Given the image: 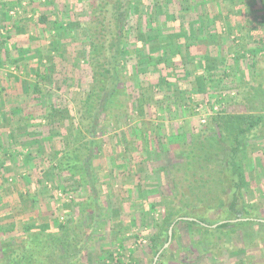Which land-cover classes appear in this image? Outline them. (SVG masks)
I'll use <instances>...</instances> for the list:
<instances>
[{
	"label": "rangeland",
	"instance_id": "rangeland-1",
	"mask_svg": "<svg viewBox=\"0 0 264 264\" xmlns=\"http://www.w3.org/2000/svg\"><path fill=\"white\" fill-rule=\"evenodd\" d=\"M153 1L142 0V11L131 17V20L138 18L139 24L152 18L157 25V31L143 30L139 40L155 32L162 36L176 33L182 38L186 34L187 38L198 41V47L191 53L194 63L185 57L183 43L177 44L175 50L180 57H174L173 65L181 64L182 69L176 68L174 78L170 79L169 75L162 74L161 69L153 67L150 78L160 85L154 89L147 86L148 74L138 73L137 77L134 65L137 62L146 65L148 56H152L155 64H161L162 56L153 52H158V42L143 46L141 55L134 53V45L130 46L129 53L133 58L127 64V72L131 73L133 87L130 85L128 89L132 94L126 107L128 114L122 118L121 128L101 137L104 151L94 159L96 175L91 184L97 197H101L92 206L97 214L92 208H85L86 196L90 192L82 188L77 175L56 173L55 179L50 168L45 167L29 178L27 174L16 182L4 180L15 192L4 199L7 203L0 204V223L12 213L20 225L25 222L37 224L59 238L78 230L80 225L96 226L97 233L91 238L90 249L86 255H81L82 260L84 256L82 264H152L154 257L151 258L147 251V238L151 226L164 212L161 198L167 193V182L171 179L161 170L166 162L165 155H160L158 161H138L139 151L130 146L137 137L136 128L141 125L149 135L160 139L168 134L170 141L187 144L193 134L201 133V137L208 134L204 126L210 116L217 113L257 114L264 101V0H257L255 6L253 0H159L155 5L151 4ZM95 3L91 5L90 0L0 2V22L4 23L0 27L6 31L0 36L11 34L8 41H0L1 108L12 106L10 102L13 100L15 104H22L23 100L19 101V98L31 93L36 82L34 74L44 67L51 73L52 81L47 80V84L39 82L40 85L50 88V95H56L62 106L76 105L87 87L84 75L90 73L84 68L87 59L85 43L91 33L88 22L89 17H93L91 12L97 6ZM96 11H99L98 7ZM39 16H47V19L37 24ZM257 17L263 19L254 20ZM196 18L199 23L194 21ZM34 22L40 26L27 29ZM10 26L12 28L8 29ZM256 31L260 34L258 39L253 36ZM204 57H208L207 67ZM193 65L197 68L195 73L202 72L207 81L204 95L190 91L189 74H193ZM218 75L222 77L221 81H218ZM175 82L181 85L179 94L173 88H166ZM146 95L151 101L144 105L142 99ZM155 100L156 104L152 102ZM169 100H174L175 105L169 104ZM36 104L29 107L37 111L39 106ZM245 136L249 140L247 150L238 163L251 182L252 188L247 195L251 201L250 209L253 214L260 210L263 211L260 215H264V122ZM170 147L173 155L178 145L172 143ZM117 151L124 152L125 159L110 157V153ZM7 167L13 170L11 174L19 175L23 165L15 163ZM204 174L209 181L194 189L191 196L199 200L211 191L227 203L228 191L217 187L216 177L221 175L213 169ZM224 174L225 171L223 177ZM37 178H41L42 183L35 181ZM54 188L69 190L73 198L68 202L59 200L53 194ZM8 204L14 206V210L9 211ZM200 208L195 211L199 215L205 212V208ZM175 222L171 229L174 237L164 248L165 257L160 259L158 256L157 264H264V232H260L256 225L205 233L197 227L185 223L175 225ZM60 223L63 229L58 228ZM116 253L122 256L119 263L110 259Z\"/></svg>",
	"mask_w": 264,
	"mask_h": 264
},
{
	"label": "trees",
	"instance_id": "trees-1",
	"mask_svg": "<svg viewBox=\"0 0 264 264\" xmlns=\"http://www.w3.org/2000/svg\"><path fill=\"white\" fill-rule=\"evenodd\" d=\"M28 1L32 2V0ZM173 1L181 2L182 0ZM158 2L159 0H154L151 4L155 5ZM94 3L97 5L92 8L91 12L94 18L90 16L88 22V29L91 33L85 43L87 59L84 68H88L90 73L84 75L87 87L81 93L78 102L76 101V105L62 106L56 95H50V88L40 85V83L47 84V80L49 83L52 81L50 80L51 73L47 72L44 67L35 72L36 82L29 93L30 97L35 98L36 106L39 108L34 111L29 107L31 103L29 102L21 109L25 110V114L22 115L24 124L33 127L26 132V135L33 137V142L37 144L36 148L39 147L34 154L29 152L25 158L26 169L33 175L43 171L46 166L39 156L42 152L40 147L43 145L46 150H52L54 160L50 164V172L55 175V179L56 173L66 172L71 176L77 175L82 188L90 192L86 196L87 206L85 208H92V212L97 214L92 206L93 204L95 206L101 197H97L93 184H91L96 175L94 159L104 151L101 137L114 129L121 128L122 118L128 114L126 107L132 95L128 89L130 85L133 87L131 73L127 72V64L133 58L130 55V46L134 45L132 49L134 53L141 55L143 46L148 47L151 44L154 45L155 41L158 42L159 50L153 52L154 55L162 56L161 64H155L152 56H148L149 60L145 62L146 65L139 62L134 65L137 77L141 74H148L147 84L149 85L147 86L157 89L156 85L160 86L157 80L150 78L153 67L161 69L162 74L169 75L170 79L174 78L173 71L178 67L179 69L183 67L181 64L177 67L173 65L174 57H180L175 46L183 43L185 57L188 62L194 63L193 54H191L193 51H190V48L193 47L194 50L193 45H197L198 41L187 38L186 34L183 38H178L173 36V33L162 36L158 32L146 34L143 40H139V35L143 30L155 31L157 29L152 18L146 19L144 24H139L138 18L131 20V17L138 16L142 11V0H90L91 5ZM133 5L134 10H132ZM97 7L99 11H96ZM95 14H98L97 17ZM46 19L47 16H39L38 22L43 23ZM194 21L197 22V19ZM9 39V34L0 36L1 42ZM0 49H2L1 44ZM203 59L207 67L208 57ZM196 71L197 68L193 65V74H189V82L192 84L190 91L204 95L207 91V81L202 72L197 74ZM218 78V81H221L222 77L218 75ZM179 84L175 82L166 88L171 90L173 88L179 94L181 92ZM166 97L170 98V96ZM150 101L147 95L143 96L144 105ZM152 102L156 104V100ZM262 103L257 114L252 112L217 113L210 116L204 126L208 134L202 137L201 133L193 134L187 144L179 140L170 141L168 134L160 139L153 134L149 135L142 130L141 125L135 129L137 137L130 142V146L131 148L136 147L139 151L138 161L141 162L143 159L158 161L160 155H165L166 162L161 166V170L166 172L171 179L167 182L169 187L167 193L161 198L164 212L151 226L147 238V251L151 254V258L167 241L169 226L180 217L192 219H178L175 225L185 223L205 233L250 225H256L260 232H264V223L252 219L226 221L213 226L219 221L238 217L264 219V215H260L263 211L259 210L258 213L253 214L250 209L251 201L248 200L247 195L252 188L251 182L247 180L242 166L238 163L247 150L249 140L245 138L246 133L264 122V101ZM169 104L175 105V101L169 100ZM172 143L178 145L174 148L173 155H171L170 147ZM124 154L122 151H117L109 155L113 159L118 156L125 159ZM2 169L0 179H3V174H5ZM210 169L221 175L216 177L217 187L221 191H228L227 203H224L217 193L211 191L199 200L191 196L194 189L202 187L203 182L205 184L209 181L210 178L204 173ZM223 171L226 173L224 177ZM36 181L42 183L41 178H37ZM7 188L6 182L1 181L0 194L4 193ZM0 203L5 204L7 201L1 200ZM9 206L8 204L7 207ZM201 206L205 208V212L199 215L195 211L201 210ZM151 207H154V204H151ZM8 210L10 211V208ZM8 217L4 223H0V264H82L84 256L82 260L81 255L87 254L91 246V238L97 233L94 224L80 225L78 230L70 231L68 236L59 238L41 229L40 225L26 222L20 225V222H16L12 215ZM58 228L63 229L64 226L60 223ZM173 237L174 234H172ZM165 254L166 250H163L160 253V259L165 257ZM111 260L119 263L121 254L116 253Z\"/></svg>",
	"mask_w": 264,
	"mask_h": 264
},
{
	"label": "crops",
	"instance_id": "crops-1",
	"mask_svg": "<svg viewBox=\"0 0 264 264\" xmlns=\"http://www.w3.org/2000/svg\"><path fill=\"white\" fill-rule=\"evenodd\" d=\"M0 2H3V0H0ZM251 2H252V5H254V6L258 3L257 0H253ZM17 11H19V9H17ZM210 16L212 17V15H210ZM262 19L258 18V19H254V20L258 21V20H262ZM32 21H34V19ZM36 23L41 24L39 22H36ZM0 24H2V26H4L3 21L0 22ZM38 26H40V25H36L34 22L33 26L28 27L27 29H31V28L38 27ZM7 28L10 29V28H12V26L7 27ZM250 31L254 32V30L252 31V29H250ZM1 33H6V31L4 32V30H2V28L0 27V35H1ZM30 33H32V32H30ZM8 34L10 35V39H11L10 32H8ZM173 36L181 38L180 35L176 34V33H173ZM253 36H254V38L258 39L260 34L258 33V31H256L253 34ZM179 45H181V43H179ZM193 46H195V49H196L198 47V44L197 45L194 44ZM203 50H205V48ZM190 51H193V47L190 48ZM15 100H17V97L15 98ZM21 100H23L21 102L22 104H20V103L15 104V102L13 100L10 102L13 104L12 106L7 105V107H4V108L0 107V172H1L2 167H3L2 171L6 172L5 177H3V179H0V182L3 180L11 181V183L13 181L16 182V180L18 178H23V177L27 176V174H28L27 178H29L30 176H34L32 173H30V171H28V169H26L25 166L27 163L25 161L26 160L25 158H27V155L29 152L34 154L36 152V149H38L39 147L36 148L37 144L33 142V140H34L33 137L26 135V132H29L31 130V128H33V127L27 126L24 124V121L22 119V115L25 114L24 113L25 110H22L21 108L27 106L29 102H31V103H29V106L32 105V102L35 103L36 100H35V98L30 97L29 94H27L26 96H23V99L19 98V101H21ZM1 117H2V119H1ZM40 148H42V152L39 153L41 160L44 162V165L46 163V165H45L46 167H50L51 162H53V160H54L53 159L54 157L50 154L53 151L52 150H49V151L46 150V148H44L43 145ZM47 152H50L49 155L46 154ZM43 154H45V155H43ZM47 158H49V160ZM15 163L23 165L22 170H20L19 175L18 174H11V173H13L12 172L13 170H11V168L7 167V166H11ZM0 178H2V177H0ZM17 185L19 186V183H17ZM10 188L8 187L7 189H5L4 193L2 192L0 194V197H2L0 199L2 201H4V199H7L9 197V195H11L15 192V191L11 190ZM12 198H14V197L12 196ZM1 200H0V202H1ZM22 207L23 206H21V208ZM11 209L14 210V206L13 207L10 206V210ZM16 212H18V211H16ZM11 215H12V213H11ZM12 216L14 217L15 215H12ZM106 260H108V259H106Z\"/></svg>",
	"mask_w": 264,
	"mask_h": 264
},
{
	"label": "water",
	"instance_id": "water-1",
	"mask_svg": "<svg viewBox=\"0 0 264 264\" xmlns=\"http://www.w3.org/2000/svg\"><path fill=\"white\" fill-rule=\"evenodd\" d=\"M187 219V220H191L192 218L190 217H180V218H177L176 220H180V219ZM247 219H252V220H257V221H260V222H263L264 223V219H255V218H236V219H232V220H223V221H219L217 222L216 224H214L213 226H216L220 223H223V222H226V221H231V222H234V221H239V220H247ZM175 220V221H176ZM174 222L169 226L168 228V238H167V241L163 244V246L158 250V252L156 253V255L154 256L153 258V261H152V264H157V259H158V256L160 255V253L164 250V248L170 243L171 241V237H172V234H171V229H172V226H173Z\"/></svg>",
	"mask_w": 264,
	"mask_h": 264
},
{
	"label": "built area",
	"instance_id": "built-area-1",
	"mask_svg": "<svg viewBox=\"0 0 264 264\" xmlns=\"http://www.w3.org/2000/svg\"><path fill=\"white\" fill-rule=\"evenodd\" d=\"M1 69V65H0ZM217 109V108H216ZM55 194L59 200H65L66 202L70 201L73 198L72 193L67 189H55Z\"/></svg>",
	"mask_w": 264,
	"mask_h": 264
}]
</instances>
